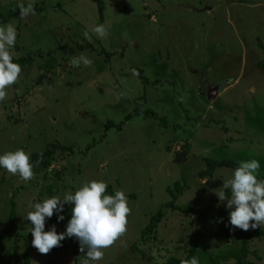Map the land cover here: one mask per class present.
<instances>
[{
  "label": "rangeland",
  "instance_id": "1",
  "mask_svg": "<svg viewBox=\"0 0 264 264\" xmlns=\"http://www.w3.org/2000/svg\"><path fill=\"white\" fill-rule=\"evenodd\" d=\"M96 1L101 17L95 0H34L35 15L21 18L19 0H0V25L18 33L13 61L29 60L0 102V155L23 149L34 165L29 182L0 167V264L25 263L33 202L63 199L92 180L123 191L131 210L126 233L92 264H162L193 247L237 249L244 230L197 214L234 210L215 194L234 169L198 174L208 161L256 159L264 179V0ZM97 24L106 38L92 33ZM80 55L92 66L71 67ZM211 87L218 94L209 102L202 95ZM157 215V228L142 236ZM53 225L57 233L67 226L46 218L44 231ZM60 244L48 254L30 250L28 263L81 264L75 237ZM248 249L260 258L249 262L264 264V241Z\"/></svg>",
  "mask_w": 264,
  "mask_h": 264
},
{
  "label": "clouds",
  "instance_id": "2",
  "mask_svg": "<svg viewBox=\"0 0 264 264\" xmlns=\"http://www.w3.org/2000/svg\"><path fill=\"white\" fill-rule=\"evenodd\" d=\"M20 17L35 15L34 0H19L17 4ZM92 33L100 39L109 35V30L103 24L92 28ZM17 31L12 23L0 25V102L7 98V89L18 82L22 72L21 66L13 62L17 56L15 44ZM88 40L92 36L88 31L83 33ZM91 67L93 61L84 55L74 56L71 67ZM123 93L117 96V101ZM39 161H37V164ZM0 167L12 175H18L24 182L34 177V165L30 162V153L23 149L5 152L0 155ZM260 164L256 159L240 161L229 178L223 181V186L215 190L219 201H226L229 212V222L234 228L244 231L254 230L264 226V179H258ZM107 183L92 180L83 183L75 192L65 193L63 199L59 196L46 198L43 202H33L32 211L26 215L33 227L32 246L41 254H48L51 249L60 247V242L66 238L75 237L79 242V250L85 253L81 264H92L104 257L103 249H107L127 231V217L131 210L125 193L117 190L114 195H105ZM225 189H230V196ZM65 204H71V218L66 230L57 233L55 225L44 231L46 218L64 210ZM57 220H64L63 215H57ZM227 226V225H226ZM181 264H199L198 257L181 261Z\"/></svg>",
  "mask_w": 264,
  "mask_h": 264
},
{
  "label": "trees",
  "instance_id": "3",
  "mask_svg": "<svg viewBox=\"0 0 264 264\" xmlns=\"http://www.w3.org/2000/svg\"><path fill=\"white\" fill-rule=\"evenodd\" d=\"M95 3L97 6L99 17H101V15H103L104 13V7L101 4V2H98L95 0ZM13 62L19 64L20 66H25L29 64V60L25 58L18 59ZM139 112L140 111H137V110L134 111L135 115L138 114ZM129 117L130 115L125 117V120H127ZM46 153H43V156L47 155ZM220 167L235 169L237 165L229 163V162H225V161H221V162L208 161L206 170L200 172L198 176L200 179L212 177L214 174V171ZM113 193L114 192L112 191L110 187L106 188L105 195H113ZM227 194L229 195L230 191H227ZM169 208L173 211L179 210L180 212H183V213L190 212L186 209H180L179 207L173 206L172 204L169 205ZM71 209H72L71 204H65L63 212L56 213L54 211L53 216L51 218H47L48 222L52 224H67L71 218V214H72ZM14 214L15 213L12 212L11 217H10V220L12 223H13ZM197 214L199 215L200 219H206L208 216H217L219 219L230 224L227 213L221 208H215L214 206H206L204 208L199 209L197 211ZM57 215H63L64 220L58 221ZM158 223H159V215L152 217L148 225L143 229L141 235L145 236V235L152 233L157 228ZM11 229L14 230V235L16 237H21L20 234L17 233L15 226H11ZM23 240L25 241V245H26V251L24 253V257H25L24 264H29L26 258L29 251L37 250V249L32 246L31 240L25 237L23 238ZM252 240L264 241V229L262 230V229L256 228L254 230L250 229L248 231H244L243 237L241 239V244L237 249L226 250L219 254H212L211 252L204 251V250H198L197 247H193L188 251L187 256L185 258L179 259L176 257H169L166 260V262L162 264H181L182 260L191 259V257L193 256L199 258V264H225L229 262H233L232 264H255L254 262H249L247 260L249 256H252L256 261L260 260L256 252H251L248 249V244Z\"/></svg>",
  "mask_w": 264,
  "mask_h": 264
},
{
  "label": "water",
  "instance_id": "4",
  "mask_svg": "<svg viewBox=\"0 0 264 264\" xmlns=\"http://www.w3.org/2000/svg\"><path fill=\"white\" fill-rule=\"evenodd\" d=\"M217 92H218V87H213V88H207L206 89V93L205 95H202L207 101L211 102L213 101V98L215 96H217ZM182 156H180L177 160H176V163H181L182 162V159H181ZM183 160L185 159L184 157H182Z\"/></svg>",
  "mask_w": 264,
  "mask_h": 264
},
{
  "label": "crops",
  "instance_id": "5",
  "mask_svg": "<svg viewBox=\"0 0 264 264\" xmlns=\"http://www.w3.org/2000/svg\"><path fill=\"white\" fill-rule=\"evenodd\" d=\"M207 10V9H206ZM211 88H213V87H211ZM218 94V93H217Z\"/></svg>",
  "mask_w": 264,
  "mask_h": 264
}]
</instances>
